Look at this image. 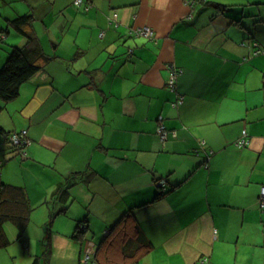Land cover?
Returning <instances> with one entry per match:
<instances>
[{
	"label": "crops",
	"instance_id": "obj_1",
	"mask_svg": "<svg viewBox=\"0 0 264 264\" xmlns=\"http://www.w3.org/2000/svg\"><path fill=\"white\" fill-rule=\"evenodd\" d=\"M73 2L0 0V70L22 16L45 56L0 111V180L31 208L0 264H264V0Z\"/></svg>",
	"mask_w": 264,
	"mask_h": 264
},
{
	"label": "trees",
	"instance_id": "obj_2",
	"mask_svg": "<svg viewBox=\"0 0 264 264\" xmlns=\"http://www.w3.org/2000/svg\"><path fill=\"white\" fill-rule=\"evenodd\" d=\"M29 20L30 17L22 16L11 22L17 31L25 37L26 43L23 47L12 48L5 64L0 70V111L3 110L6 104L15 100L19 96L21 85L28 82L42 69L41 60L45 57L42 49L40 48L36 37L27 32L24 28ZM0 132H2L1 128ZM24 147L14 146V149L22 151L24 150ZM155 185L157 188L162 190V192L159 194L164 195L166 193L165 184H160L158 186L157 183ZM71 187V184L68 182L66 185L61 186L59 188V192L57 193L59 198L63 200V198L67 197L69 195L68 189ZM25 194L26 193L23 188L5 184L0 180V247H5L9 242L4 234L3 224L6 221L14 219V217L11 216V211L13 210L12 214L23 221L24 211L20 213V216H18V212L21 209L20 206L22 205L28 208V213L31 210L29 201L27 200ZM11 204L13 205V209L8 210V207H10ZM6 207L7 209H5ZM87 228L88 227H86L84 222H80L77 226V234H75L73 237L78 238L82 236L85 232H87Z\"/></svg>",
	"mask_w": 264,
	"mask_h": 264
},
{
	"label": "built area",
	"instance_id": "obj_3",
	"mask_svg": "<svg viewBox=\"0 0 264 264\" xmlns=\"http://www.w3.org/2000/svg\"><path fill=\"white\" fill-rule=\"evenodd\" d=\"M84 2L85 0H74L73 4L75 6H82L84 5ZM131 35L133 36H143V37H146V38H153L154 37V32L151 28H147V27H144V28H136V29H132L131 30ZM260 53L264 52V51H258ZM176 71L173 70L171 72V76H172V79L169 83L170 87L171 88H174L175 86V79H176ZM179 103H181V100L179 101ZM158 133L161 135V138L163 140H165L167 138V135H168V132L165 130V127L161 126L158 130ZM27 135V131L26 130H23L21 132H15V133H11L10 136H9V143H11L12 146H26L29 141H28V137L26 136ZM247 135H246V132H244L243 134V137L240 138V140H238L237 142V146L238 147H243L245 146L248 141H247ZM24 152V150H23ZM25 154V153H24ZM163 184V183H161ZM260 205L261 207H264V187L262 188L261 190V196H260ZM88 259V258H87ZM86 259V261H87ZM208 258H203V260L201 261L202 264H206L208 262Z\"/></svg>",
	"mask_w": 264,
	"mask_h": 264
},
{
	"label": "rangeland",
	"instance_id": "obj_4",
	"mask_svg": "<svg viewBox=\"0 0 264 264\" xmlns=\"http://www.w3.org/2000/svg\"><path fill=\"white\" fill-rule=\"evenodd\" d=\"M15 47H18V46H15ZM86 259H87V258H86ZM86 259H85V260H86Z\"/></svg>",
	"mask_w": 264,
	"mask_h": 264
}]
</instances>
